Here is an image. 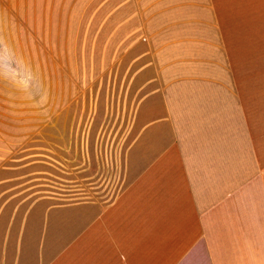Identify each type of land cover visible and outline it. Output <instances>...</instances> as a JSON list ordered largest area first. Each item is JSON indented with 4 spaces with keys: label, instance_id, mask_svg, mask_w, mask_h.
Wrapping results in <instances>:
<instances>
[{
    "label": "crops",
    "instance_id": "1",
    "mask_svg": "<svg viewBox=\"0 0 264 264\" xmlns=\"http://www.w3.org/2000/svg\"><path fill=\"white\" fill-rule=\"evenodd\" d=\"M62 4L0 0V41L12 40L0 53L31 38L33 7ZM120 16L135 137L94 160L102 171L71 202L0 212V264H264V147L242 76L261 60L233 48L217 0H127Z\"/></svg>",
    "mask_w": 264,
    "mask_h": 264
},
{
    "label": "rangeland",
    "instance_id": "2",
    "mask_svg": "<svg viewBox=\"0 0 264 264\" xmlns=\"http://www.w3.org/2000/svg\"><path fill=\"white\" fill-rule=\"evenodd\" d=\"M104 1L33 7L31 38L16 40L15 53H0V212L43 196L71 202L74 188H86L89 171H102L94 160L124 156L135 137L137 86L126 72L131 58L125 47L121 53L120 12L127 0H111L108 7ZM217 2L233 48L262 62L264 0ZM45 8L49 15L54 9L55 21L36 24ZM72 33L79 36H67ZM11 42L1 40L0 50ZM260 62L242 76L254 77L252 122L263 148Z\"/></svg>",
    "mask_w": 264,
    "mask_h": 264
}]
</instances>
